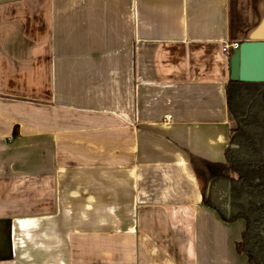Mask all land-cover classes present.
<instances>
[{
  "label": "crops",
  "instance_id": "crops-1",
  "mask_svg": "<svg viewBox=\"0 0 264 264\" xmlns=\"http://www.w3.org/2000/svg\"><path fill=\"white\" fill-rule=\"evenodd\" d=\"M263 19L264 0H0V264H254L238 215L259 197L211 165L236 126L223 45Z\"/></svg>",
  "mask_w": 264,
  "mask_h": 264
},
{
  "label": "trees",
  "instance_id": "trees-1",
  "mask_svg": "<svg viewBox=\"0 0 264 264\" xmlns=\"http://www.w3.org/2000/svg\"><path fill=\"white\" fill-rule=\"evenodd\" d=\"M229 111L236 121L232 129L231 144L227 150V163L212 164L216 178L231 182L232 198L243 193L259 200L241 205L238 216L247 219L243 239L237 250L245 252L251 262H264V81L245 82L231 79L228 88ZM238 147L233 148L231 145ZM233 172L236 177L229 174Z\"/></svg>",
  "mask_w": 264,
  "mask_h": 264
},
{
  "label": "water",
  "instance_id": "water-1",
  "mask_svg": "<svg viewBox=\"0 0 264 264\" xmlns=\"http://www.w3.org/2000/svg\"><path fill=\"white\" fill-rule=\"evenodd\" d=\"M238 76L245 82L264 81V19L253 31L249 39L240 44L236 49Z\"/></svg>",
  "mask_w": 264,
  "mask_h": 264
},
{
  "label": "built area",
  "instance_id": "built-area-1",
  "mask_svg": "<svg viewBox=\"0 0 264 264\" xmlns=\"http://www.w3.org/2000/svg\"><path fill=\"white\" fill-rule=\"evenodd\" d=\"M240 43L239 42H234V43H224L223 45V50L225 52H228L231 48L237 49L239 48ZM167 118L170 119L171 115H167Z\"/></svg>",
  "mask_w": 264,
  "mask_h": 264
},
{
  "label": "rangeland",
  "instance_id": "rangeland-1",
  "mask_svg": "<svg viewBox=\"0 0 264 264\" xmlns=\"http://www.w3.org/2000/svg\"><path fill=\"white\" fill-rule=\"evenodd\" d=\"M258 26H259V25H258ZM258 26H257V27H258ZM257 27H255V28H254V29L251 31V33H250V34H252V33H253V31H254V30L257 28Z\"/></svg>",
  "mask_w": 264,
  "mask_h": 264
},
{
  "label": "flooded vegetation",
  "instance_id": "flooded-vegetation-1",
  "mask_svg": "<svg viewBox=\"0 0 264 264\" xmlns=\"http://www.w3.org/2000/svg\"><path fill=\"white\" fill-rule=\"evenodd\" d=\"M262 264H264V262Z\"/></svg>",
  "mask_w": 264,
  "mask_h": 264
}]
</instances>
